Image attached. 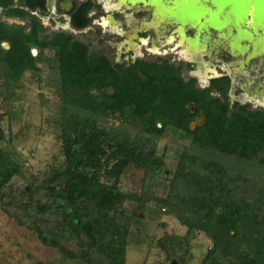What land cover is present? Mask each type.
<instances>
[{"label": "trees", "instance_id": "trees-1", "mask_svg": "<svg viewBox=\"0 0 264 264\" xmlns=\"http://www.w3.org/2000/svg\"><path fill=\"white\" fill-rule=\"evenodd\" d=\"M11 1L0 0V5L7 7ZM22 1L34 5L32 0ZM88 8L89 4L83 5L73 14L75 26L88 23ZM7 13L27 14L13 9ZM43 31L34 19L29 33L23 26L0 23V40L11 44L8 50L0 47V65L7 70L8 87L26 70L36 68L31 46L55 53L64 160L63 170L45 182L51 185L68 178L57 209L61 227L85 237L86 261L125 264L132 219L154 201L188 233L197 230L209 238L211 246L201 264H264V110L237 104L230 110L227 102L211 96L210 89H196L193 80H184L180 68L166 61H138L134 68L119 70L90 45L63 33L42 35ZM2 99L7 103L12 95ZM191 102L193 114L186 107ZM200 109L205 123L190 130ZM110 117L119 119V124L108 125ZM132 120L140 127L134 135L124 126ZM167 127L190 135L191 144L180 154L166 196L121 191L120 176L129 165L145 175L150 172L156 142ZM3 138L0 129V141ZM16 172L10 155L0 149V188ZM126 201L136 202L137 208L119 222ZM51 210L50 205L43 206L38 214ZM34 229L44 243L57 244L50 234L36 225Z\"/></svg>", "mask_w": 264, "mask_h": 264}, {"label": "rangeland", "instance_id": "rangeland-1", "mask_svg": "<svg viewBox=\"0 0 264 264\" xmlns=\"http://www.w3.org/2000/svg\"><path fill=\"white\" fill-rule=\"evenodd\" d=\"M59 1L63 0H53V6ZM92 2L94 7L90 12V25L84 30H75L73 35L89 43L91 50L103 52L110 57L116 54V58L125 53L124 57L128 58L132 43L127 38L136 27L144 25V21L150 18V12L140 14L139 10H143L140 7L125 12L122 5L128 7V0L123 3H116L117 0ZM108 2L112 5L108 10L112 11L116 21L111 26L104 25L103 12L98 5L100 3L103 6ZM117 11H122V14L116 13ZM36 13L48 31L58 29L56 27L59 22L67 25L64 13L58 9L53 14L40 10H36ZM7 21L26 23L19 19ZM161 31L155 27L146 30V35H151L148 41L158 40L160 49L149 54L145 51L148 49L147 45L141 46L138 43L132 49V58L144 56L155 60L162 56L185 65L187 62L173 54L171 46L162 47V40L158 39ZM214 40L215 37L207 41L204 51L196 58L199 63L197 74L204 70L202 75L205 77L206 71L210 70L208 66H216V61L223 60V46L213 42ZM34 53L31 50L33 56ZM242 57L243 55L231 56L230 62L221 65L229 74V102L232 104L238 100L241 104L251 103L253 107H264V95L258 92L264 85V55L241 67ZM190 59L193 58L188 60ZM56 64L54 52L44 50L36 57V68L26 70L16 82H10L8 87L5 86L7 70L0 65V88L6 87L0 89V129L4 133L0 149L7 152L17 166L12 179L3 183L0 188V264H90L86 261L87 255L84 256L89 253L87 245L82 242L85 237H77L69 228L61 227V209L57 208L58 204H62L61 197L65 196L68 178L51 185L45 182L50 175L63 170L64 160L59 129L61 90ZM183 74L187 76L185 67ZM207 75L216 76L213 73ZM207 82L208 80L204 84ZM6 94L12 95L7 103L2 99ZM107 121L108 125L114 126L120 122L112 117ZM124 126L132 135L140 131L133 120ZM190 144V135L167 127L164 135L156 142L150 172L145 175L142 169L129 165L120 176V190L132 193L145 190L165 197L180 154ZM29 187H32L31 195L28 194ZM49 205L51 211L38 214L40 208ZM136 208V202L126 201L123 214L117 217L119 222H123L124 217L130 216ZM35 225L44 234L48 233L50 237L56 238L57 244L41 241L34 229ZM210 246L211 242L203 232L193 230L188 233L187 228L172 213L152 201L144 212L138 211L137 217L132 219L125 264H201ZM242 254L246 255L244 251Z\"/></svg>", "mask_w": 264, "mask_h": 264}, {"label": "flooded vegetation", "instance_id": "flooded-vegetation-1", "mask_svg": "<svg viewBox=\"0 0 264 264\" xmlns=\"http://www.w3.org/2000/svg\"><path fill=\"white\" fill-rule=\"evenodd\" d=\"M118 1L119 0H117L116 3H118ZM125 1H127V0H124V2ZM157 2L160 5V7L164 8V9H169L172 7L170 0H157ZM196 2L203 4V2H201L199 0ZM32 4H34V5H29L22 0H12L11 3L7 7H3L2 5H0V23H5L7 25L23 26L24 32L29 33L32 29L33 19H34V20L38 21L39 24L44 28L42 35L52 36L53 34H56V33H63V34H67V35L72 36L73 40H79L86 45H90L89 43H86L83 40L76 38L73 35V32L75 30H84L85 28H87L90 25V23H91L90 12L92 11V9L94 7L92 0H63V1H59L58 4L55 6H53V0H32ZM87 4H89V8H88L87 12L85 13V17L88 19V23L83 27H77L72 22L73 14L81 6L87 5ZM98 5H100L101 10L103 12L104 25L105 26H111V24H114L116 22L115 17L113 15L112 11L108 10L109 8L112 7V5H110V2L104 4L103 6H101L100 3H98ZM126 5L128 7H126L125 5H122V6H124L122 8H124L125 12L128 10L134 9L135 7L143 8V10L142 9L139 10V13L143 12V14H146L147 12H150V18L146 19L144 21V25H142L141 27H136L127 38V40L130 41V43H132L131 44L132 49L134 48L135 44H138V43L141 44V46L147 45L148 49H146L145 51L149 54H153L152 51H157L158 49H160L161 47L158 44V40L157 41L156 40L148 41V39L150 38L151 35L150 36L146 35V30L154 29V27H155V29L157 28L158 31H161V29H162L161 33H159L160 36L158 38V39L162 40V43H161V45L163 44L162 47L168 48V46H171L172 50L174 51V52L172 51V53L179 56L180 59L186 61L187 63L185 65L184 64H177V63L171 61L169 58L162 57V56L157 57L155 60H151L149 58H144V56H141V57L136 56V57L132 58V56H133L132 49H130L131 51L128 52V58L124 57L125 53H122V56L120 55L121 56L120 58H116V56H115L116 54L114 56L110 57V56L104 54L103 52H99L96 50H93V51H95L98 54L106 57L107 60L113 66H116L117 69H119V70H127L129 68H134L138 61L146 62V63H150V64L160 63L161 61H166L169 64L175 65V66L180 68L181 76L184 78V80H186V81L193 80V85L196 89H199V90L210 89L209 94L211 96L220 98L221 100L227 102L230 110H232L234 104H237L239 106H246L247 109H250V110H256V109L264 110V107H257V106L253 107L250 105L251 103L241 104V103H239L238 100H235L232 104H230L229 95H228L229 90H230V85H231L230 79H229V74L226 73L225 69L221 68L222 64H225V63H228L231 61V59H232L231 56H236V55L242 56L243 55L242 59H240L241 60L240 65H241V67H243V66L248 65L249 62L252 61V59H258L260 56L264 55V52H263L261 54L253 56L252 58H250L248 60L249 54H251V52H253V50L251 49L252 47H251L250 43H253V46L255 47L254 51H256L261 46L264 47L262 42L259 43L263 39L264 36L261 33L256 37V35L253 33V31L249 28V22H247L246 20L238 22L237 28L245 30L244 26H242L241 23L246 24V30L250 29L252 32V33H250L251 38H240L239 42L236 43V42H234V38L237 37V34H234V32L232 33V29H233L232 20L227 21L220 29H218L216 31L214 29H210L209 25H207V26L203 25V23L205 22L206 15L201 17V18H198L197 20L191 19V20L183 21V23L171 24V23H167L166 19H171V20H175V21H179L180 19H178L176 17H170L168 14H165L164 10L160 11V8H157L153 4H152L153 6H150V5L146 6V5L142 4V2H139V3L137 2L133 5L132 3L129 2ZM131 5H133V6H131ZM10 9L23 11L27 14L24 16H21L18 14H8L7 11ZM57 9L64 13L63 17H64L65 23H67V25L64 24V22H59V24L56 27L58 29H56L54 31H48L47 28L42 24V22L38 18L36 10H40L42 12L48 11L49 14H53V11L57 10ZM106 10H108V11H106ZM113 10H115V9L113 8ZM154 11L156 12V15L158 17H154V15H153ZM116 13L122 14V11L121 12L117 11ZM1 17H4V18H1ZM7 19H19L20 21H23L26 23L25 24L9 23L7 21ZM217 19L219 21H221V16H218ZM180 21H182V20H180ZM228 31H230V33H232V34L229 35L230 33ZM219 35H221V36H219ZM118 36H120V35H118ZM213 37H215V40L213 42L217 43L218 45H222L224 47V48L222 47L224 52H221V54L223 56V58H222L223 60L219 59V61H216V64H215L216 66H211V65L208 66L210 70L206 71V77H205L202 75L204 70L200 71V74L199 73L197 74L196 68L199 65V63H198V61H196V58H197L199 53L204 51L205 43L207 41H210V39ZM176 43H177V45H176ZM230 45L232 46L234 51L236 50V48L240 47L239 51H242V54L238 53V52H233L231 50ZM0 47L4 50H8L11 47V44L8 40L3 39V40H0ZM154 47L156 49H154ZM31 50L35 51V53H34L35 57L38 56V54L42 52L41 50H39L37 47H34V46L30 47V53H31ZM45 50H52V49H45ZM246 50H248V51H246ZM54 55H55V53H54ZM202 56L207 57L206 54H202ZM190 57L193 59L188 60ZM237 65L240 68L239 63H237ZM184 67H185V69H187V76H185L183 74V68ZM208 67L206 69H208ZM136 69H138V68H136ZM209 73L216 74V76L215 75H211V76L207 75ZM201 77H202V79H201ZM204 80L205 81L208 80L206 85L204 84L205 83ZM214 80H220V81L218 83H216L215 85H213ZM224 86L227 87L225 95H223ZM254 91H256V88L254 89ZM257 91H258V89H257ZM258 92L260 94L264 95V85L261 87V89ZM186 107L190 113L193 114L195 112V104L194 103H192V102L188 103ZM202 113H204V111L202 109H200L198 114L189 123V129L190 130H193L196 126H200V125H203L205 123L206 115L204 113V117H203Z\"/></svg>", "mask_w": 264, "mask_h": 264}, {"label": "water", "instance_id": "water-1", "mask_svg": "<svg viewBox=\"0 0 264 264\" xmlns=\"http://www.w3.org/2000/svg\"><path fill=\"white\" fill-rule=\"evenodd\" d=\"M203 4H194V0H170V3H174L171 9H164L160 7L157 0H150V2L157 8L163 9L170 13L171 16L176 17L182 21L197 20L204 13L206 15L205 20L208 25L214 29H220L227 21L232 20L234 24L233 32L237 34L238 38H249L250 33L243 29H237L235 25L244 19H252L253 24L258 26L259 32L264 36V0H251V11L248 12V3L250 0H201ZM142 2V1H140ZM150 2L148 5L153 6ZM193 2V3H192ZM144 4V2H142ZM223 12V13H221ZM218 14L221 15V21L217 19ZM246 29V24L241 23ZM264 39V37H263ZM239 48H236L238 53ZM242 49V48H241ZM248 51V50H246ZM264 52V47L261 46L256 52L249 54L248 60L255 55ZM204 117V113H202ZM162 123L159 122V126Z\"/></svg>", "mask_w": 264, "mask_h": 264}, {"label": "bare ground", "instance_id": "bare-ground-1", "mask_svg": "<svg viewBox=\"0 0 264 264\" xmlns=\"http://www.w3.org/2000/svg\"><path fill=\"white\" fill-rule=\"evenodd\" d=\"M140 1H142V2H144V5H148V2H150V0H140ZM139 0H128V2H130V3H132V4H135V3H139L140 2ZM196 1H198V0H194V4H197V2ZM199 1H201V0H199ZM119 3H123L124 2V0H119L118 1ZM201 2H203V1H201ZM193 3V2H192ZM171 4H174L175 5V2L174 3H171ZM174 5H172V7L174 6ZM248 5H249V7H248V12H250L251 11V0L249 1V3H248ZM171 7V8H172ZM171 8H169V9H171ZM163 9H160V11H162ZM164 12H165V14H168L170 17H173V16H171L170 15V13L169 12H167V11H165L164 10ZM221 13H223V12H221ZM153 15H154V17H158L157 15H156V12L154 11L153 12ZM222 14H218V16H221ZM203 16H205V13L201 16V17H203ZM200 17V18H201ZM244 20H246L247 22H249V28L253 31V33L256 35V37L259 35V34H261L260 32H259V28H258V26H256L255 24H253V22H252V19L250 20V19H244ZM166 21H167V23H170V22H173V23H183V21H175V20H171V19H166ZM243 21V20H242ZM240 22V21H239ZM203 25H208V22L205 20V22L203 23ZM237 25H238V23H237ZM237 25H235L236 26V28H237ZM232 26H233V29H234V24L232 23ZM245 26V25H244ZM209 28L210 29H212L210 26H209ZM233 29H232V33H233ZM238 29V28H237ZM246 30V31H248L249 33H252L251 32V30ZM216 31H217V29H216ZM231 31V30H230ZM230 31H228L229 33H230ZM232 33H230L229 35H231ZM253 35V34H252ZM219 36H221V35H219ZM230 37V36H229ZM249 38H251V34H250V37ZM239 40H240V38H238V37H235L234 38V42H236V43H238L239 42ZM262 42V44L264 43V39H262L259 43H261ZM251 44V49L253 50V52H251V53H254V52H256V51H254V46H253V43H250ZM230 47H231V50L233 51V52H238L237 50H233V48H232V46L230 45ZM241 52V54H242V51H240Z\"/></svg>", "mask_w": 264, "mask_h": 264}]
</instances>
